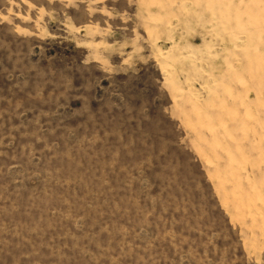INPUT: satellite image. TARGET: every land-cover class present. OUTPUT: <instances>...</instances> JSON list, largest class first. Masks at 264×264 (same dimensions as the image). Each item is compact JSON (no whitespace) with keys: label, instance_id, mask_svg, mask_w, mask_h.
Instances as JSON below:
<instances>
[{"label":"rangeland","instance_id":"374dc122","mask_svg":"<svg viewBox=\"0 0 264 264\" xmlns=\"http://www.w3.org/2000/svg\"><path fill=\"white\" fill-rule=\"evenodd\" d=\"M0 264H264V0H0Z\"/></svg>","mask_w":264,"mask_h":264}]
</instances>
